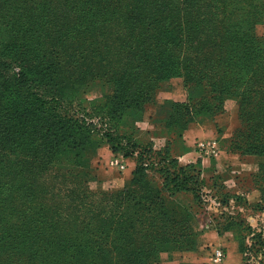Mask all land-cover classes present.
<instances>
[{"label":"rangeland","instance_id":"rangeland-1","mask_svg":"<svg viewBox=\"0 0 264 264\" xmlns=\"http://www.w3.org/2000/svg\"><path fill=\"white\" fill-rule=\"evenodd\" d=\"M167 1L86 0L78 10L58 2L45 12L39 0H29L36 6L34 14L21 7L14 19L15 44L29 29L24 34L29 39L23 79L27 82L19 84L16 74L0 67V89L22 88L25 106L38 108L44 116L38 124L49 128L48 137H43L47 161L41 166L32 163L34 169L25 171L24 180L33 183L31 187H54L58 197H36L48 211L55 204L67 205L62 215L69 223L58 241L64 264L101 260L93 251L88 255L90 246H96V239L99 246L109 247L123 190L142 196L145 185L161 198L153 205L141 202L151 207L137 225L149 230L128 249L147 254L146 262L235 264L242 239L254 235L263 245L250 250L249 264H264V135L254 143L251 131L264 130V13L249 30V38L256 37L261 50L246 48L242 41L215 43L212 33L196 21L199 14L194 9L185 23L192 22L190 28L175 29V40L173 32L163 28L174 24L168 10L161 8ZM196 2L191 0V6ZM28 17L30 22H23ZM0 33L3 44L6 39L14 42L12 32L9 38L3 29ZM181 39L186 67L178 65L176 43ZM201 47V56L219 47L213 57L223 63L208 65V73L222 69L220 73L227 74L220 58H226L231 47L247 55L245 65L240 61L242 67L228 66V77L248 73L229 83L209 76L195 63ZM44 53L49 59H41ZM45 62L54 75L51 82ZM251 69L258 72L253 81ZM237 83L254 84L261 95L244 97L245 101L256 99L262 107L256 101L243 102L242 88L234 87ZM27 88L37 94L32 96ZM35 124L32 119L30 132ZM136 146L147 150L143 158L136 155ZM185 148L194 159L177 164L191 177L186 185L190 189H182L184 172L172 160ZM41 158L39 154L37 161ZM141 166L143 177L138 173ZM173 174H179L178 181H172ZM17 181L14 176L13 188ZM120 222L124 228L115 235L128 242L129 224L122 218ZM217 248L224 253L221 260L214 259ZM31 262L45 264L31 260L27 251L0 254V264Z\"/></svg>","mask_w":264,"mask_h":264},{"label":"trees","instance_id":"trees-1","mask_svg":"<svg viewBox=\"0 0 264 264\" xmlns=\"http://www.w3.org/2000/svg\"><path fill=\"white\" fill-rule=\"evenodd\" d=\"M12 1L13 0H0V30L3 29V34L7 32L8 38L9 34L12 32V40L14 39L12 44L9 43L10 41H7V39L5 42L7 43L6 45L0 42V67L9 68L13 74L17 75L19 79L18 83L21 84L22 82H27L23 79L27 76V72L24 69V59L28 52L29 39H27L24 34L29 32V29L26 28L24 30L21 41L15 44L14 19L19 15V9L21 7H24L28 12L34 14L36 10L33 7L36 6H30L29 0H16L19 5L11 4ZM58 2H61L62 5H64V3L70 4L72 8L78 10L80 7H84L86 0H39L38 6H42L45 12H49V9ZM214 4L217 6H211ZM161 8L168 10L174 20L173 26H170L171 28H166L165 26H163V28L172 31L175 40L177 39L174 34L175 29L185 30L190 28L192 22L187 26L185 23L188 13H192L194 9V11L199 14L196 21L201 22L202 27H204L208 33H212L213 39L216 41L215 43L227 41L238 44V41H242V45L246 48L261 50L260 41L256 37L249 38V30H252L254 23L262 17L261 13H264V0H197L194 6H191V0H179L176 1L175 4L173 0H168L162 4ZM24 21L29 23V17L26 19L24 18L23 22ZM148 25L149 23L147 26ZM166 32L168 33V31ZM183 40L184 39L178 40L176 43L177 49H179L177 57L181 60L178 65L183 64L186 67L188 65L186 63L187 56L181 54L184 48L182 45ZM234 40L236 42H234ZM186 42L187 41L184 43ZM15 48L19 51L15 52ZM218 48L219 47H214V49L205 54V56H201V51L204 50V47L199 48L198 53L194 56L195 63L198 64V67L206 71L209 76H218L222 81L227 83L232 80L236 82L240 81L241 77L245 76L248 72H242L240 76L229 78L228 66L236 64L242 67V63H244L243 60L247 54L245 52L236 51L234 47L226 50L224 54L226 58H220L225 60L223 69L227 74L220 73L222 69L219 73H214L211 68L208 73L206 69L208 65L217 64L215 67H219L223 63L217 57H213V54L216 53ZM236 55H238V57L235 59ZM262 57L264 58V55H262ZM44 58L49 59V54H42L41 59ZM256 59L257 62L260 61L258 54ZM45 64L47 69L45 72L46 79H50L49 82H51L52 79H54V75L50 64L48 62H45ZM250 67L253 68L252 63ZM251 70L252 78L249 80L253 81V78L255 79L258 77V72L254 69ZM234 87L236 91L242 88L240 92L242 96L240 98L243 102L250 105L253 101H256L255 105H260L256 99L245 101L244 98L250 96L255 98L256 95H261V91L257 90L254 84L237 83ZM128 89H131V87L128 86ZM22 91V88L0 89V254L4 252L21 253L27 251L30 253L31 260L40 261L45 264H64L63 257L58 255V241H60L62 237L61 232L66 229L67 223H69L66 219L64 220L65 217L62 215L67 205L65 206V204H62V206H59L55 204L52 209L48 211L44 203H37L36 197H58V193L55 191L54 187L49 189L48 186H38V184L31 187L30 185H33V183L28 184L24 180L25 171L28 169L33 171L34 169L32 163L41 166L44 164V161H47L49 149H47V144H45L47 142L43 141V137L49 133V128H45L43 124H38V120L42 121L44 116L33 104L28 107L25 106L24 98L26 96L22 94ZM27 91L31 92V89L27 88ZM151 91L146 92V94L150 95ZM36 94V92H31L32 96ZM246 103H244V105H246ZM4 111H6V113H4ZM12 119H16V121L9 123ZM32 119H36V124L32 128V132H30V123ZM251 131L255 132L253 133L255 139L254 143H257L260 133L264 135V130L259 131L257 128H253ZM136 147V155L143 158L147 150L144 147ZM31 154L32 157L29 159ZM39 154H41L43 158L37 161ZM172 160L176 165H179L181 172L185 171V167H183L182 164H177V158L173 157ZM138 169L140 176H145L144 168L141 166ZM173 175L172 181H178L179 174ZM14 176L18 181L13 188L11 181ZM168 177H165V179ZM190 179L191 177L187 176L184 172L180 180V183L183 184L182 189H190L186 186ZM176 184L177 183H175V185ZM163 185L167 186V182H164ZM195 190L202 193L201 186H197ZM123 192H125V194L121 198L122 211L117 214L116 225L112 230L109 247L103 248L99 246L98 240L96 239L94 240L96 246H94V248L90 246L88 255L93 251L95 255L101 258L99 261L95 260L97 258H92V264H150V262H146L148 257L147 254L136 253L134 250L130 251L128 248L134 249L136 239L141 241L144 239L145 234L148 233L147 231L149 228L137 225L140 219L139 216L143 215L144 212L151 207V203L153 205L160 199L161 195L158 194V192L152 193L153 189H149L148 185L144 186L142 196L138 191L135 192L132 190L129 192L124 189ZM168 193L169 196L173 194L169 190ZM137 197L138 200H136ZM142 201L149 202L150 204L148 203L143 206L141 203ZM133 205H135V208H132ZM15 214L17 215L15 216ZM29 215H32V217H28ZM121 218L129 224L126 226L128 227V231L126 232L128 242L124 240L123 235H115L124 228L120 222ZM248 237H250V235L245 236L240 243L243 264H246V253L254 247L259 248L257 243L263 245L260 239H258L259 236L254 237V235L251 236V245H248ZM69 255L72 256L71 254ZM71 260L75 259L72 258ZM153 260L154 259H152V261Z\"/></svg>","mask_w":264,"mask_h":264},{"label":"crops","instance_id":"crops-1","mask_svg":"<svg viewBox=\"0 0 264 264\" xmlns=\"http://www.w3.org/2000/svg\"><path fill=\"white\" fill-rule=\"evenodd\" d=\"M191 129L188 130V134L190 133ZM191 153V150L187 149L186 148L178 155L176 156L177 157V160L179 163H186V161H193L194 159V156L193 154H190ZM226 260H228V257L226 258ZM230 264V263H228ZM235 264H242V255L240 253V256H238V260L236 261Z\"/></svg>","mask_w":264,"mask_h":264},{"label":"built area","instance_id":"built-area-1","mask_svg":"<svg viewBox=\"0 0 264 264\" xmlns=\"http://www.w3.org/2000/svg\"><path fill=\"white\" fill-rule=\"evenodd\" d=\"M199 145L203 146L204 144H203V142H201ZM251 236L247 238V244L248 245H251V242H252ZM246 254H247L246 264H249L248 255L250 254V251L248 253H246ZM223 257H224V253H223V251L221 249L217 248V249L214 250V259L215 260H221Z\"/></svg>","mask_w":264,"mask_h":264}]
</instances>
